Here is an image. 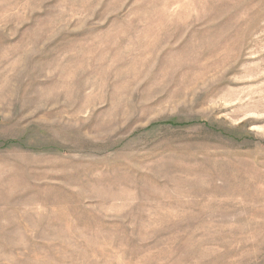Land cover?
I'll return each instance as SVG.
<instances>
[{"label": "rangeland", "instance_id": "1", "mask_svg": "<svg viewBox=\"0 0 264 264\" xmlns=\"http://www.w3.org/2000/svg\"><path fill=\"white\" fill-rule=\"evenodd\" d=\"M0 264H264V0H0Z\"/></svg>", "mask_w": 264, "mask_h": 264}]
</instances>
